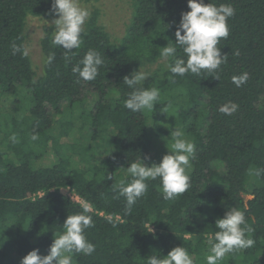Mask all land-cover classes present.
Masks as SVG:
<instances>
[{
    "label": "trees",
    "instance_id": "obj_1",
    "mask_svg": "<svg viewBox=\"0 0 264 264\" xmlns=\"http://www.w3.org/2000/svg\"><path fill=\"white\" fill-rule=\"evenodd\" d=\"M204 2L235 9L227 20L229 36L217 45L226 62L213 73L179 76L168 70L172 60L162 58L160 51L175 43L181 14L190 10L187 0H130L131 15L117 40L95 7L83 26V43L67 59L65 49L53 45L55 26H49L40 40V73L29 55L13 54L12 45L26 48L29 16L57 17L49 12L52 0H0V95L13 97L24 111L19 118L6 113L0 119V264H20L33 249L47 255L55 236L64 231L67 215L80 213L84 202L94 223L85 235L95 251L74 253L73 264H145L148 256L167 255L176 246L187 249L195 264H206L207 240L218 230L215 220L232 208L244 213L251 229L246 236L255 244L227 254L218 264H264V174H249L250 169H264V0ZM90 49L101 55L103 64L94 80L84 81L72 67ZM51 54L53 61L46 63ZM177 56H183L179 47ZM155 63L137 87L159 89L160 101L153 110L133 113L124 106L133 89L123 78ZM245 72L247 82L237 87L232 77ZM90 95L89 109L83 105ZM230 102L238 105L235 112L219 111ZM167 112L176 126L164 131L157 120ZM148 116L157 137L179 127L195 145V158L186 169L191 186L165 200L159 178L149 179L146 193L129 212L115 185L132 178L121 171L141 159L149 166L158 164L170 151L150 158ZM77 133L73 142L61 144L62 137ZM33 134L38 139L32 140ZM98 137L106 145L99 165L93 162ZM50 149L57 158L45 164L41 159ZM74 155L78 158L72 159Z\"/></svg>",
    "mask_w": 264,
    "mask_h": 264
},
{
    "label": "clouds",
    "instance_id": "obj_2",
    "mask_svg": "<svg viewBox=\"0 0 264 264\" xmlns=\"http://www.w3.org/2000/svg\"><path fill=\"white\" fill-rule=\"evenodd\" d=\"M187 4L190 10L181 14L175 32V43L168 42L162 47L160 56L164 59L171 58L172 62L168 63L167 68L173 75L184 76L187 73L200 75L202 70L213 73L226 62V55L221 54V49L217 45L222 38L227 39L229 36L227 20L234 15L235 9L229 4L217 6L205 3L204 0H187ZM49 12L58 17L53 20L55 32L52 43L65 49L64 56L67 59L68 54L83 43V26L90 17V10L81 7L79 0H52ZM177 47L182 50L183 56H177ZM12 50L13 54L20 52L25 57L29 54L27 48L16 44L12 45ZM53 59L54 54L49 55L46 63L50 64ZM102 64L101 55L90 49L72 67V71L78 74L79 79L92 81L99 74L98 70ZM148 77V73L138 70L123 78V83L133 89L124 106L133 113L144 109L153 110L154 104L160 101L157 88L137 87ZM247 80L246 72L232 77V82L237 87L245 84ZM237 108V104L230 102L222 105L219 111L231 115ZM170 137L172 139L170 146L167 141V148L170 151L158 164L153 163L149 166L142 159L139 162H132L127 168L131 181L126 182L122 179L115 185L119 193L125 197L129 212L137 199L146 193V181L149 179L159 178L165 200L174 199L190 188V178L186 174V169L190 167V160L195 158V145L185 138L183 130L179 127L171 131ZM31 139L36 140L38 136L33 134ZM10 140L16 143V135L12 134ZM249 174L259 176L264 174V169H250ZM107 178L112 179L111 175ZM81 207L80 213L67 215L63 223L64 231L55 236L47 255H41L39 249H33L21 259L20 264H73L74 253L91 255L95 251V245L87 240L85 230L93 227L94 223L92 217L86 215L90 212V205L84 202ZM215 227L218 230L207 240L206 264H218L227 254L251 248L255 244L254 239L246 236V232L251 229L247 226L244 213L237 208L227 210L222 218L216 219ZM153 231L151 228L150 232ZM145 264H195V262L187 249L176 246L167 255L160 256L154 253L148 256Z\"/></svg>",
    "mask_w": 264,
    "mask_h": 264
},
{
    "label": "rangeland",
    "instance_id": "obj_3",
    "mask_svg": "<svg viewBox=\"0 0 264 264\" xmlns=\"http://www.w3.org/2000/svg\"><path fill=\"white\" fill-rule=\"evenodd\" d=\"M79 4L81 7L88 8L90 11L94 9L95 7H98L100 9V22L103 24L106 31L111 35L112 39L117 40L122 37V35L124 34L126 24L128 23L130 15H131L130 0H99L98 2L93 3V4H85L81 2V0H79ZM53 20L54 19L45 20V19H41L35 16H29L27 19L26 28H25V35H26L25 46L29 50L28 55L31 58L33 67L36 69L37 73H40L41 67H42V61H43L40 40L42 36L44 35L45 29L47 27L55 26L53 23ZM160 62L161 61H159L158 63ZM158 63L143 66L139 70L150 74L157 67ZM93 98H94L93 95H90L88 98H86L83 106L90 109L93 103ZM18 99H21V97L18 96ZM21 109L23 108L15 104L13 97L6 96V95H0V119L3 118L4 114L6 113H9V114L12 113L14 116L19 118L24 112V111L22 112ZM79 112H80V109H78L77 112H75L73 115V119L75 121L78 119L77 114ZM171 112L173 113L174 109L171 108ZM51 116L53 117V119L56 118V115L54 114L52 110H51ZM159 116L160 118L157 120V122L160 124L161 128L164 131L169 130L172 123L174 124V126H176V122H171L169 112L163 113ZM148 117H149L148 119L149 131L151 133V138H152L150 158L154 159L160 153H163L164 151L169 150L167 148V141H168V145L170 146L172 143V139L169 134L166 135L165 137L164 135L157 137V135L154 133L153 117L152 116H148ZM53 126H54L53 132L56 134L57 132L56 122L53 123ZM84 133H85V128L83 129V134ZM184 136L190 141V138L188 137V135L184 134ZM78 137H79L78 133L74 137L73 136L72 137H62L60 139V142L61 144L73 142L75 138L77 139ZM96 143H98V145H96ZM93 144H95L94 150H96L93 162L99 165L101 163V160L106 155V145L104 141L99 137L97 141L93 142ZM63 152H64V149H63ZM75 157L78 158L76 155H74L72 159H75ZM56 158H57V155H55L53 150L50 149L47 152V154L41 159L42 160L41 162L45 164L48 162L51 163ZM121 173L127 174L128 173L127 169L122 170ZM67 193H70V192H67Z\"/></svg>",
    "mask_w": 264,
    "mask_h": 264
},
{
    "label": "built area",
    "instance_id": "obj_4",
    "mask_svg": "<svg viewBox=\"0 0 264 264\" xmlns=\"http://www.w3.org/2000/svg\"><path fill=\"white\" fill-rule=\"evenodd\" d=\"M71 196H72L73 199H75L77 201H80L79 198L75 194H72ZM90 209H91V207H90Z\"/></svg>",
    "mask_w": 264,
    "mask_h": 264
}]
</instances>
